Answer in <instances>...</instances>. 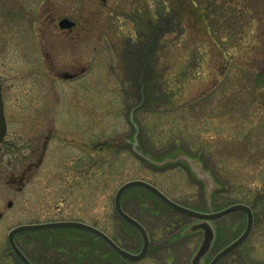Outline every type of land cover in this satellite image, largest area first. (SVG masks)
I'll list each match as a JSON object with an SVG mask.
<instances>
[{"label": "rangeland", "instance_id": "374dc122", "mask_svg": "<svg viewBox=\"0 0 264 264\" xmlns=\"http://www.w3.org/2000/svg\"><path fill=\"white\" fill-rule=\"evenodd\" d=\"M51 1L0 0L9 135L23 143L35 130L26 128L29 114L34 125L43 120L57 134L43 165L23 186L9 181L16 152L0 155V264H22L9 253L12 227L63 219L94 224L139 250L141 244L121 232L125 221L114 205L118 188L136 178L203 210L252 205L249 237L221 264H264V12L251 0H195V12L187 9L185 24L178 26L175 0ZM65 17L78 27L61 29ZM56 38L68 45L58 46L60 62L73 54L89 65L88 73L61 83L52 79L41 41ZM44 84H56L62 98L54 117L37 114ZM33 85L44 92H32ZM19 167L16 175L25 168L22 161ZM139 191L130 189L122 199L152 238L150 253L136 264H191L202 241L189 225L195 219ZM216 222L221 234L202 264L244 231L247 216L235 210ZM42 232L30 241L36 260L46 244L83 251L93 263L122 262L86 231ZM127 232L137 231L127 225Z\"/></svg>", "mask_w": 264, "mask_h": 264}, {"label": "flooded vegetation", "instance_id": "af4514ba", "mask_svg": "<svg viewBox=\"0 0 264 264\" xmlns=\"http://www.w3.org/2000/svg\"><path fill=\"white\" fill-rule=\"evenodd\" d=\"M102 1L106 2V0H102ZM49 2H50V4L53 3L51 0H49ZM60 21L61 20H59V27L63 30L73 31L78 27L77 22L72 20L74 22V25L72 27L62 28L60 26ZM78 38H79L78 36L73 38L75 44H77V45H78V41H77ZM61 44H63V46L68 47V45L66 43L61 42L58 38H56L54 41H46V42L41 41V49L42 50H41L40 56H42L44 58L45 64H47L48 71H50L51 76H54V78H52V79L56 83H59L60 81L62 82L63 79H65L67 81V79L68 80L69 79H75V78H78V76H81L85 73H88L89 65L85 66V64L82 63L81 60L79 61V58H77L76 56L73 57V54L70 55L71 57L68 59V61L66 63L60 62V57L58 56V48H59L58 46ZM0 82L2 85V94H3L4 79L1 75H0ZM44 85L42 86V88H43V90L46 91V93H45L46 98L44 99L45 101L43 100V102L40 103V105L38 106L39 110H38L37 114H39V115L42 114V116H45V117H47L48 115L51 117H54V114H57L58 110L60 109V107L62 105V101H61L62 98H61V95L58 93V91H56V86H57L56 84H54L53 86L47 85V84H44ZM42 88H39V87L37 88L36 85H33V91L32 92H34V91L44 92L42 90ZM53 88H55V89H53ZM3 99H4V96H3ZM33 102H34V99L32 97H29L28 102H27V107L29 108V111L33 107ZM34 113H35V111L33 112V115H34ZM5 115H6V113H5ZM42 116H40L39 118L42 119ZM31 117H32L31 114H29V116L27 117L26 128H28L29 130L35 128V130L32 132H28V137L23 141V143H20V140H16L15 138L11 137V135H9L10 132H9L8 123H7V132L4 136V138L2 139V141L0 142V155L1 154L2 155H10L9 152H16L15 154L17 156L14 157L9 162V165L12 166L9 181H11L12 183L17 182L21 186H23L26 183V181H28L33 176V174L36 171H38V169L43 165L45 157L47 156V154L49 152V148H50L52 142L54 141L55 138H57V134L54 131L53 125H51V124L46 125L45 122H43V120L38 125H34L33 119H31ZM6 121H7V118H6ZM46 127H47V132H45V133L36 132V131L42 130ZM87 144H88V146L89 145L92 146V148L94 147L93 142L92 143L88 142ZM20 161L23 162V165L25 168L21 170V173L19 175H16L15 172H16L17 168H20L19 167ZM219 192L220 191H217L216 193L214 192L213 195H215L217 193L219 194ZM154 196L157 197L156 195H154ZM157 199L160 200L162 203H164L159 197H157ZM176 201H178V200H176ZM178 202H180V201H178ZM164 204L167 205L166 203H164ZM8 205L9 206L12 205V202H9ZM122 205L124 207L123 200H122ZM167 206H169V205H167ZM186 206L193 208L195 210H200V211H204V212H208L211 210L216 211L215 209L219 210L218 208H214V207H213V209L203 210V209L195 208V207H192L189 205H186ZM224 207H226V206H224ZM224 207H222V208H224ZM222 208H220V209H222ZM183 214L187 215L190 218H194L195 219L194 221H196V222L199 221V219H196L195 217L190 216L189 214H186V213H183ZM133 216L135 218H137L144 225V227L146 228V230L149 234V237H150V245L148 248V254H149L151 246H152V238H151V234L149 232V229L147 228V226H145V223H143L138 216H135V215H133ZM1 217H2V212H0V218ZM220 218L221 217L212 221V223L215 227L216 237H215V241H214V244H213L211 251L214 250L215 242L217 241L218 236H219V225L217 224L216 221L219 220ZM63 220H72V219H63ZM58 221H61V220H58ZM191 222L192 221L189 222L190 223L189 225H191L192 229H193L194 223L191 224ZM127 225H128V223L125 221L124 227L122 228L121 232H123V234L126 233V235H128L131 238L132 242L134 244H136L137 246L141 244V247L139 248V250H136V249L134 250L132 247L130 248L129 245H126V244H120V245L129 251L138 252V251H140V249L142 248V245H143L142 235L135 228L134 229L137 231L135 233V235L134 234H128ZM14 227H12V228H14ZM45 230H54V231L57 230L60 232L71 233L72 231H76L79 229H76V228H54V229L24 231V232L18 233L15 236L16 244L20 248V250L31 260V262L33 264H41L43 262L42 260H44L43 259V257H44L45 259H47V263H43V264H78L79 263L78 251L72 250L71 252H68L66 250H60V249L52 250L51 249L52 247L49 245H46V244L44 245L45 250L44 249L39 250V253H38L39 258L37 260L35 258H33L32 253H31L32 249H31V242H30L32 234L33 233L34 234H38V233L40 234V233H43L42 231H45ZM193 232L196 234H201V236L203 238V230L202 229H193ZM8 234H9V232H8ZM137 235L140 237L139 240H138ZM7 240H8V235H7ZM8 246H9V253L14 258L19 260L22 264H24L19 259V257L16 255L13 248L11 247L9 240H8ZM118 256L121 257V259H122L121 264H136L138 261H140V260L133 261V260H131L125 256H122V255H118ZM210 260H209V262H210ZM48 261H50V263ZM85 264H93V261L88 260V262L86 261ZM104 264H107V261H105Z\"/></svg>", "mask_w": 264, "mask_h": 264}, {"label": "water", "instance_id": "95a60500", "mask_svg": "<svg viewBox=\"0 0 264 264\" xmlns=\"http://www.w3.org/2000/svg\"><path fill=\"white\" fill-rule=\"evenodd\" d=\"M73 25L74 22L68 18H63L60 21V26L62 28H69L72 27ZM6 131H7V123L4 113L2 86L0 82V141L3 139ZM133 187H143L145 189H148L170 207L199 219L198 222L193 224V229H202L203 239L197 251L195 252V254L191 259V264H202L204 258L211 252L216 237L215 227L212 223L213 220L222 217L235 210H244L247 216V224L244 231L237 238H235L233 241H231L222 249H220L211 259L209 264H217L224 256H226L231 251H233L238 246H240L249 237L255 224V215L252 205L243 202H236L217 211L211 210L208 212H204L200 210H195L170 198L166 193H164L160 188H158L151 182L137 178L124 182L118 188L115 195V209L123 219L128 221L130 224L134 225L140 231L143 238V245L139 252H132L127 250L126 248L120 246L110 235H108L102 229L98 228L97 226L79 220H61V221L38 222V223L18 225L10 230L8 234L9 243L13 248V250L15 251V253L17 254V256L21 259V261L24 264H33L31 260L20 250V248L16 244L15 236L18 233L24 231L72 227V228L83 229L97 235L99 238L104 240L115 252H117L122 256H125L131 260H140L144 258L148 253V248L150 245V237L143 224L134 216L130 215L122 206V197L124 193L128 189Z\"/></svg>", "mask_w": 264, "mask_h": 264}, {"label": "trees", "instance_id": "16d2710c", "mask_svg": "<svg viewBox=\"0 0 264 264\" xmlns=\"http://www.w3.org/2000/svg\"><path fill=\"white\" fill-rule=\"evenodd\" d=\"M169 1V0H168ZM252 3L261 11L264 12V0H251ZM211 3H215V0H211ZM172 3H170L171 5ZM175 5V6H174ZM174 5H172L173 10H175V15H173L172 19L175 18L178 26L184 25L185 24V18H186V11L187 9H189V12H195V8H197L198 3L195 0H175L174 1ZM217 6V5H216ZM165 6H163L164 8ZM165 15H163V13H160L159 19L164 18ZM169 17L171 16L168 15ZM167 16V18H168ZM175 16V17H174ZM166 17V16H165ZM171 19V18H170ZM163 20V19H162ZM264 20V17H263ZM175 23V22H174ZM160 25V24H158ZM152 28H155L154 26H152ZM140 192H142L143 194H145L144 192H148L147 190L143 189V188H137ZM150 193V192H148ZM142 194V195H143ZM151 207V206H150ZM149 208V207H148ZM149 210H151V212H154V208H150ZM128 226L131 229H134L131 225L128 224ZM135 230V229H134ZM221 234L220 232V226H219V235ZM78 255H79V263L78 264H85V262L88 260L86 259V257L84 256V252L83 251H78ZM223 261H221L219 264H221ZM93 264H101L100 261H94Z\"/></svg>", "mask_w": 264, "mask_h": 264}]
</instances>
